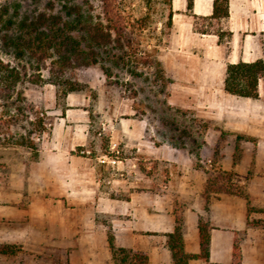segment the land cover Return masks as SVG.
<instances>
[{
    "label": "crops",
    "instance_id": "1",
    "mask_svg": "<svg viewBox=\"0 0 264 264\" xmlns=\"http://www.w3.org/2000/svg\"><path fill=\"white\" fill-rule=\"evenodd\" d=\"M159 1L171 22L157 53L168 80L166 104L213 126L202 134L203 167L187 151L158 144L157 129L146 118L127 109L101 114V95L96 111L88 94L71 93L57 104L50 85L25 89V101L43 107L49 122L34 138L36 151L0 145V247L19 249L11 264H114L109 234L117 248L145 253L147 264H172L166 235L177 216L189 254L200 252L199 219L211 225L209 261L189 264H234L237 237L242 264H264V227L248 225L249 202L234 194H205L212 153H221L215 165L225 172L264 162V129L254 125L263 117L253 113L255 103H264V78L258 99L224 88L228 64L264 62V0H229L222 17L215 16V0ZM98 124L105 133L100 127L95 132ZM103 136L109 146L123 141L149 169L166 162L172 176L167 189L158 190L156 172L140 171L133 182L140 189L134 190L124 179L102 175L93 154ZM238 149L243 158L234 164Z\"/></svg>",
    "mask_w": 264,
    "mask_h": 264
},
{
    "label": "rangeland",
    "instance_id": "2",
    "mask_svg": "<svg viewBox=\"0 0 264 264\" xmlns=\"http://www.w3.org/2000/svg\"><path fill=\"white\" fill-rule=\"evenodd\" d=\"M49 1L55 2L56 13H63L62 6L69 2L81 6L84 11L93 10L95 15L102 12V0H0V58L20 69L24 75L22 83L18 86L19 95H22L25 89L41 90L48 85L57 92L54 85L33 84L34 80H49L53 74L56 75L55 77H60L61 80L76 81L85 89L77 93L88 94L96 111H98V97L101 95V114H115L119 110L122 112L127 109L137 118H146L149 126L157 129L158 144L168 143L187 151L195 165L198 168L203 167L202 134L213 126L211 123L198 122V118L189 111H179L169 107L165 99L168 80L160 79L155 67L145 64L149 56L157 59L158 48L163 44L164 35L167 33L170 17L166 5L159 0H111L114 20L118 21L128 34H132V46L126 48L131 58L126 57V63H118L117 58L113 57L116 52L110 50L106 54L104 53V60L99 65L71 68L61 74L57 63L53 62L56 58L37 62L28 53L22 56L19 54L22 49L19 45L23 35L18 30V24L25 16L33 17L39 12L45 11ZM66 20L75 22L73 18ZM74 35L78 38L81 36L77 32H74ZM22 107L26 114L21 116L20 121L11 127L14 133H26L31 128L30 121H35L36 114L47 119L44 108L41 106L37 107L24 101ZM15 108L16 103L9 104L7 109L14 110ZM2 111L0 109V113ZM253 113L257 118L263 117V119H255L254 125L264 129V103H255ZM47 121L49 122L48 119ZM99 127L102 129L100 130ZM103 127L98 124L95 132L99 130L103 132ZM5 131H7V126L0 124V133ZM104 137L106 136L100 137L94 142L99 150H95L96 152L93 154L97 163L102 167V175L106 171L111 180L124 179L131 184L129 190H134L140 189L139 183H133L139 177L140 171H142V176L149 175V172H156L158 190L167 189V185L172 180L167 163L157 161L156 165L152 164L149 169L145 167L144 160L138 157L135 159L134 150L126 146L123 141H117V144L121 151L120 158L125 162V166L114 168L117 165L112 166L100 162L98 158L101 154L108 152L110 148L108 143L110 139L107 140ZM210 157L212 166L206 171L207 179L208 177L220 179L217 182L218 185L228 184L233 191L243 192L245 195L241 198L249 202L252 221L259 222L264 227V162L257 167L237 168V171L225 172L215 165L219 162L221 153L217 151ZM233 158L234 164H239L243 158L242 151L238 149ZM255 177L258 180L253 182ZM259 177L262 180H259ZM128 186L130 185L128 184ZM252 203L254 205L258 203L260 206L250 207ZM177 210L180 211L181 208ZM11 249L14 254H0V264H11V256H14L19 250L18 248ZM8 259L10 260L7 262Z\"/></svg>",
    "mask_w": 264,
    "mask_h": 264
},
{
    "label": "trees",
    "instance_id": "3",
    "mask_svg": "<svg viewBox=\"0 0 264 264\" xmlns=\"http://www.w3.org/2000/svg\"><path fill=\"white\" fill-rule=\"evenodd\" d=\"M110 1H101L102 12L98 15H95L93 10L84 11L81 6L71 2L62 6L63 13H56L55 2L49 1L45 11L39 12L33 17L25 16L18 24V30L23 35L19 45L22 49L19 54L22 56L28 53L37 62L56 58L53 62L57 63L61 74L71 68L99 65L104 60V53L106 54L110 50L116 52L113 57L117 58L118 63H126V57L131 58L126 48L132 46V34H128L125 28L114 20L115 15L111 11ZM228 2L229 0H215V16L228 15ZM71 18L75 19V22L66 20ZM74 32L81 34V36L76 37ZM145 64L155 67L159 78L165 79L163 66L158 59L149 56ZM55 76L53 74L49 80H34L33 84L54 85L57 88V104H64L69 94L85 90L84 86L76 81L61 80L60 77ZM263 78L264 62L261 60L253 63L228 64L224 88L228 94L236 97L258 99V85ZM23 79L24 75L20 69L0 58V109L3 110L0 113V124L7 126V131L0 133V145L23 146L36 151L38 145L34 138L47 130L44 117H39L36 114L35 121H30L31 128L24 134L11 131V127L16 125L20 121V117L26 114L22 107L25 99L17 91ZM15 103L16 108L14 110L7 109L9 104ZM198 122L202 121L198 119ZM219 180L208 177L205 188L207 199L212 193H228L239 197L245 195L243 192L233 191L228 184L218 185ZM248 225L257 226L259 222L249 221ZM198 229L200 252L189 254L185 251L183 219L181 216L176 217L174 231L166 235V245L172 255V264H189L193 260L209 261L211 225L201 218ZM109 246L114 264H147L148 258L145 253L117 248L112 234H109ZM11 248L1 247L0 254H14ZM233 258L234 264H242L240 239L238 237L234 242Z\"/></svg>",
    "mask_w": 264,
    "mask_h": 264
},
{
    "label": "built area",
    "instance_id": "4",
    "mask_svg": "<svg viewBox=\"0 0 264 264\" xmlns=\"http://www.w3.org/2000/svg\"><path fill=\"white\" fill-rule=\"evenodd\" d=\"M82 154H85L87 156L91 155L89 151L87 152L84 151L82 152ZM120 157H121L120 148L118 144L113 143L110 146L109 151L101 155L100 158H98V160L102 162L103 164L114 166V165H117L118 162L122 161Z\"/></svg>",
    "mask_w": 264,
    "mask_h": 264
}]
</instances>
